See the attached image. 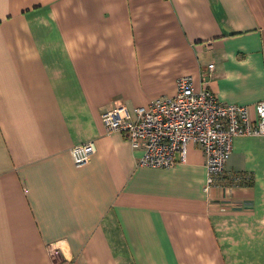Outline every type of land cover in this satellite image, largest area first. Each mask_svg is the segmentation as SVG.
<instances>
[{"label": "crops", "instance_id": "crops-1", "mask_svg": "<svg viewBox=\"0 0 264 264\" xmlns=\"http://www.w3.org/2000/svg\"><path fill=\"white\" fill-rule=\"evenodd\" d=\"M185 76L254 117L264 0H0V264H264V136L234 138L205 192L200 147L144 167L105 128Z\"/></svg>", "mask_w": 264, "mask_h": 264}, {"label": "built area", "instance_id": "built-area-1", "mask_svg": "<svg viewBox=\"0 0 264 264\" xmlns=\"http://www.w3.org/2000/svg\"><path fill=\"white\" fill-rule=\"evenodd\" d=\"M208 69L212 71L213 65ZM254 113L251 116L246 106L221 104L205 84L196 89L193 79L185 76L178 80L173 97L156 99L132 111L119 106L105 112L102 120L108 132L122 134L134 150L142 152L139 166L171 168L186 161L190 144L200 147L207 170L205 192H209L228 181L225 167L233 139L264 136V100L254 106ZM95 151L91 142L74 146V165L82 167ZM241 179L229 180L236 183Z\"/></svg>", "mask_w": 264, "mask_h": 264}]
</instances>
